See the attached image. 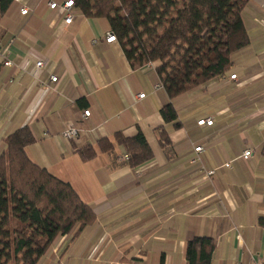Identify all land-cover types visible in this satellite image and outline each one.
<instances>
[{
  "label": "crops",
  "instance_id": "crops-1",
  "mask_svg": "<svg viewBox=\"0 0 264 264\" xmlns=\"http://www.w3.org/2000/svg\"><path fill=\"white\" fill-rule=\"evenodd\" d=\"M65 1L13 0L0 15V51L11 61L0 58V153L9 133L27 126L28 157L70 183L97 218L53 243L44 264H187L192 235L215 239L211 264H264V0L242 10L249 44L231 68L171 100L179 127L160 114L170 99L155 88L156 64L132 68L119 43L106 42L105 18L74 9L66 24L49 6ZM207 117L213 125H197ZM67 127L77 129L75 138L62 136ZM118 132H141L152 158L132 167L114 141ZM103 138L114 142L111 151L99 149ZM85 146L96 151L87 161L77 152ZM82 234L89 241L74 243Z\"/></svg>",
  "mask_w": 264,
  "mask_h": 264
},
{
  "label": "trees",
  "instance_id": "trees-1",
  "mask_svg": "<svg viewBox=\"0 0 264 264\" xmlns=\"http://www.w3.org/2000/svg\"><path fill=\"white\" fill-rule=\"evenodd\" d=\"M72 1L84 16L107 20L132 68L156 64L170 99L160 114L175 127L180 123L171 100L223 76L233 64V55L249 44L241 16L249 0ZM12 2L0 0V15ZM158 140L161 147L170 146L163 127L158 128ZM114 141L130 154L132 167L152 158L141 132L132 137L118 132ZM33 142L32 132L23 126L6 136L0 153V264H36L59 238L75 236L97 222L93 207L70 183L28 157L26 147ZM113 145L104 138L98 142L103 151H111ZM77 152L84 161L96 154L91 146ZM215 245L210 236L188 237L187 264H211Z\"/></svg>",
  "mask_w": 264,
  "mask_h": 264
},
{
  "label": "built area",
  "instance_id": "built-area-1",
  "mask_svg": "<svg viewBox=\"0 0 264 264\" xmlns=\"http://www.w3.org/2000/svg\"><path fill=\"white\" fill-rule=\"evenodd\" d=\"M73 5L74 4H73L72 0H67V1H65V2H63L61 4H58L56 2H50L49 3L50 8H52V9L57 8L60 11V13H63L65 15L64 22L66 24H69L72 21L73 17H74L75 11H74ZM26 12H27V9H25V8L21 9V14H25ZM106 42L107 43H115V42H117L115 34L112 33V32H107V34H106ZM0 58L3 60L2 61L3 65L8 66V65L11 64V61L5 57V51L4 50L0 51ZM42 64H43L42 61H37L35 63V65L37 67H41ZM235 78H236V74L230 75V79H235ZM57 81H58V76L54 75V74H51L50 75V82L51 83H57ZM161 86H162L161 84H157L155 86V88H159ZM49 87L52 90L54 89L52 86H49ZM263 94H264V91H263ZM144 96H145L144 93H140L139 94V97H144ZM89 114H90V111L88 109L83 111V116L84 117L89 116ZM213 123H214V119L212 117L203 118V119H200V120L197 121V125H199V126H203V125L204 126H210V125H213ZM77 134H78V131L74 127H67V128H65L62 131V136L64 138H66V139L75 138L77 136ZM201 150H202V146L201 145L194 147V151L195 152H200ZM250 154H251L250 150H245L243 152L242 156H243V158L247 159L250 156ZM123 159L128 161L129 160V155H127V154L123 155ZM225 165L228 166V164H225ZM213 172H214L213 170L207 171L206 172V176L212 175ZM236 264H243V263L238 262ZM249 264H257V263L253 262V263H249Z\"/></svg>",
  "mask_w": 264,
  "mask_h": 264
},
{
  "label": "rangeland",
  "instance_id": "rangeland-1",
  "mask_svg": "<svg viewBox=\"0 0 264 264\" xmlns=\"http://www.w3.org/2000/svg\"><path fill=\"white\" fill-rule=\"evenodd\" d=\"M89 237V235L86 236V234H82L81 236H79L77 239H75L74 243H77L78 241H89L87 238ZM61 238H59L57 241H59ZM52 248L50 247L48 249V251L37 261L36 264H44L45 263V260L46 258H49L51 259L52 257ZM61 254V250L58 252V256ZM55 255V254H54Z\"/></svg>",
  "mask_w": 264,
  "mask_h": 264
}]
</instances>
